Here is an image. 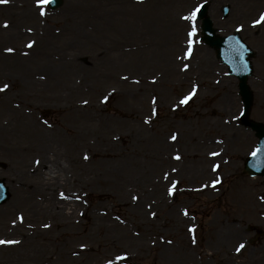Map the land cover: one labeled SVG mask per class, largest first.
<instances>
[{
	"label": "rangeland",
	"instance_id": "obj_1",
	"mask_svg": "<svg viewBox=\"0 0 264 264\" xmlns=\"http://www.w3.org/2000/svg\"><path fill=\"white\" fill-rule=\"evenodd\" d=\"M61 1L57 8L0 3V86L9 85L0 92V178L10 193L0 204V239L20 242L0 244V264H62L33 258L44 241L35 231L53 222L43 215L45 204L57 205L63 212L56 219L81 232L101 216L116 224L125 201L152 221L123 240L137 264H232L222 237L233 226L246 253L264 264V179L245 170L258 137L241 118L238 79L203 40L196 19L188 54L193 21L182 19L208 1L217 33L236 31L253 50L248 118L264 123V23L253 24L264 0ZM203 54L218 73L201 74ZM41 139L49 145L43 186L31 176V146ZM239 245L234 240V250Z\"/></svg>",
	"mask_w": 264,
	"mask_h": 264
},
{
	"label": "bare ground",
	"instance_id": "obj_2",
	"mask_svg": "<svg viewBox=\"0 0 264 264\" xmlns=\"http://www.w3.org/2000/svg\"><path fill=\"white\" fill-rule=\"evenodd\" d=\"M259 52L260 56H264V46H260ZM203 57L206 64H204V68H202L203 70L201 71V74L212 71L218 73L219 71L217 70V68L215 69L212 66L211 60L208 58L207 54H203ZM182 59L187 62L186 58L183 57ZM259 67L260 69L264 70V65H259ZM258 81L264 82V78H260V80ZM262 104L263 102L261 99L259 105ZM48 147L49 145L46 142L42 141V139L40 140V144H37V146L35 145L34 148L31 146V149H34L35 153L37 154L32 166L33 168L31 171V176L34 180H37L38 178L39 180L35 181V183L41 186L45 184V177H42L41 170L47 163L46 156L42 154L46 153ZM136 148L137 147L133 145L132 149L136 150ZM37 160L40 161L39 165L35 163ZM57 167L58 166L56 163H51V168L47 173V175H49V179H51L55 174V170H53V168ZM206 169L207 168L205 167V165L204 167L198 168L200 178H203V175H205V173L207 172ZM121 199L124 198L121 197ZM44 206L46 207V211L44 210L43 215L45 217L48 216L49 218H51L53 222L51 224L45 223L44 225H49V227L42 226L41 228H39L42 229L41 231H35V233H38L40 236H44L41 237L44 241L40 242L39 246L34 247L33 258H35V261L38 262L39 260L40 262L41 259L45 262L49 261V263L61 261L62 264H106V261L112 260L113 264H137L136 261H134L136 256L128 252V248L125 245L126 243L123 242V240L131 236V234L129 235L128 233H132L130 230L132 227H140L146 223L151 224L152 221L145 220L143 214H139L138 216H136L134 211L132 212L130 208L127 209V206H129L127 201H125L124 203V208L119 209L120 212H124L125 216H116V219L119 223L117 222L115 224L114 221H110L109 219H107V217L101 216V219L95 218L91 226L84 225L81 232L69 228L68 221H59L56 219L63 212L61 209H58L57 205L45 204ZM152 213L154 212L152 211L151 213H149V215L152 216ZM107 214L108 216L114 214L113 209H108ZM39 215L42 216V213ZM126 216H128V218H126ZM105 220H108V223L104 222ZM12 231L22 234L19 228L14 227ZM225 233L227 234V237H222V239H224V241L228 244V249L225 250L227 251V259L234 262L232 264H260L258 261H260L262 257H259L258 259L257 256L246 253V248L243 247L240 252L234 250V240L237 245L241 243V235L239 229L237 231L236 227L233 226L232 228H229V230ZM69 236L75 241L80 236L83 241L80 244L78 243L76 246L70 245L68 247L69 241L64 242V238ZM136 241L137 240L133 239L132 237L128 240L130 244L134 243L135 249H138L140 248V245ZM153 242L156 243L155 240ZM48 244H50L52 247H47ZM82 244L85 245L84 248L80 247ZM152 245L153 243H150V246ZM124 253H127L125 259L120 261H117L115 259L116 256H120Z\"/></svg>",
	"mask_w": 264,
	"mask_h": 264
},
{
	"label": "water",
	"instance_id": "obj_3",
	"mask_svg": "<svg viewBox=\"0 0 264 264\" xmlns=\"http://www.w3.org/2000/svg\"><path fill=\"white\" fill-rule=\"evenodd\" d=\"M62 4L61 0H51L50 6L55 8ZM227 11V8L226 10ZM207 15V4H204L199 11L198 17L203 18L204 39L208 44L218 49V55L224 63L228 64L233 75L240 80V94L244 101L243 121L244 123L256 131L259 137V146L264 145V124L259 122L249 121L248 116L252 105V92L249 90L247 80L252 72L251 62L249 58L253 55L246 44H244L237 35L228 37H220L216 35V30L213 28V23ZM246 169L251 174L264 176V154L258 155L256 158L250 156L246 162ZM9 197L8 188L4 181L0 180V203L4 202Z\"/></svg>",
	"mask_w": 264,
	"mask_h": 264
},
{
	"label": "snow or ice",
	"instance_id": "obj_4",
	"mask_svg": "<svg viewBox=\"0 0 264 264\" xmlns=\"http://www.w3.org/2000/svg\"><path fill=\"white\" fill-rule=\"evenodd\" d=\"M7 2H8V0H0V3H7ZM49 2H50V0H37L38 5L47 4V3H49ZM198 11H199V8H195V9H193V11L190 13V15H187V16L182 17V19H184V20H191V21H193V25H192L191 31H189V32L187 33V35H188V45H189L188 50H187V51H188V54H190V53L192 52V44H193V39H192V38L196 35V31H197V30H196V27H195V23H194V21H195V19H196V16H197V12H198ZM40 14H41L42 16L46 14L43 8H41ZM260 23H264V13H260V15H259V19L253 21V24H254V25H255V24H260ZM3 26H4V27H7V26H8V22L5 21ZM241 27H242V26H241ZM33 44H34V42H29V44H28L27 46H28L29 48H31V47L33 46ZM5 51H7V52H12V51H14V49H12V48H7V49H5ZM185 58H187V56H186ZM188 67H189L188 64H184V69H187ZM125 79H127V77H125ZM153 82H155V78H154V77H153ZM8 88H9V85H8V84H3L2 86H0V92H3V91H5V90H7ZM195 92H196V86H193L192 91H191L188 95L184 96V97L181 99L180 103H181V104H186V103L189 101V99L195 94ZM105 100H107V97H105ZM153 102H155V98H153ZM85 103H86V101H85ZM153 114H155V110H153ZM146 122H147V121H146ZM171 139L175 140V139H176V136L173 135V136L171 137ZM260 154H264V145H261V146L257 147V148L254 149V150L252 151V153H251V155H252L253 158H256V157H257L258 155H260ZM212 155H218V154H217V153H212ZM84 158L87 159V158H88L87 155H85ZM175 158H176V159H180L179 155H177ZM35 163H36L37 165H39L40 161L37 160ZM216 167H218V166H214V167H213V171L216 170ZM219 182H220L219 179L214 180V181L212 182V186L214 187V186H215L217 183H219ZM176 183H178V182H173L172 187H170V188L168 189L170 195L172 194V192H173V190H174V188H175ZM63 195H64V194L61 193V196H62V197H63ZM133 199H134V200H135V199H138V197L133 196ZM262 199H264V197H262ZM185 214H187L186 211H185ZM152 215L155 216V213H152ZM13 223H15V221H13ZM44 227H49V225H44ZM189 231H192V229L190 228ZM18 243H20V242H19V241H13V240H2V239H0V244H18ZM169 243H171V242L169 241ZM193 243H195V240H193ZM80 247H81V248H84L85 245L82 244ZM243 247H244V244H240V245L236 248V251H237V252H240L241 249H242ZM126 256H127V253H124V254H122V255H120V256H116L115 259H116L117 261H120V260L125 259ZM106 264H113V261H112V260H108V261H106Z\"/></svg>",
	"mask_w": 264,
	"mask_h": 264
}]
</instances>
